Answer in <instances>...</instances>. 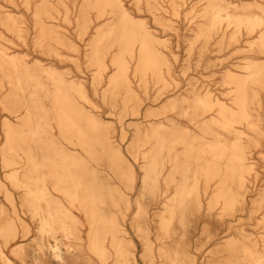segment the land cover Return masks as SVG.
Returning a JSON list of instances; mask_svg holds the SVG:
<instances>
[{
    "label": "bare ground",
    "instance_id": "obj_1",
    "mask_svg": "<svg viewBox=\"0 0 264 264\" xmlns=\"http://www.w3.org/2000/svg\"><path fill=\"white\" fill-rule=\"evenodd\" d=\"M146 17L160 24L164 35L153 33ZM182 18L194 38L182 54L194 57L195 71L213 74V57L225 51L230 58L235 50L249 55L243 72L222 68L227 87L219 92L214 84L198 86L190 79L183 88L175 84L179 46L165 38L175 31L171 19ZM72 25L77 43L66 34ZM30 48L56 62L68 59L70 49L86 59L93 68L90 90L65 79L54 63L27 60ZM109 68L113 75L105 77ZM91 94L114 109L120 105L117 137L92 111ZM168 97L173 100L165 103L170 112L163 117L165 110L155 107ZM0 106L18 116L25 109L29 116L28 123L15 126V136L5 121L1 156L6 168L16 167L9 179L25 190L23 204L37 217L40 249L54 264L84 259V249L90 253L86 261L136 264L126 226L138 233L143 227L130 219L132 203L110 183L116 179L133 187L137 179L117 145L127 129L134 138L125 151L142 170L144 189L157 195L161 177L168 188L177 186L160 217L167 238L174 235V222L186 226L202 194L211 191V209L221 204L231 213L248 180L254 184L262 174L251 155L264 142V0H0ZM152 116L161 118L144 120ZM126 117H132L130 123ZM93 164L104 165L107 176ZM167 165L171 170L164 175ZM110 205L116 213L108 215ZM218 221L225 224L223 217ZM261 222L264 227V217ZM73 223L83 227V237L75 235ZM58 231L79 241L62 243ZM225 235L215 246H225L231 264H264V241L258 247L247 236L227 241ZM160 253L164 264H198L178 248L163 247ZM0 259V264H14L2 247ZM49 259L45 263L53 264Z\"/></svg>",
    "mask_w": 264,
    "mask_h": 264
},
{
    "label": "rangeland",
    "instance_id": "obj_2",
    "mask_svg": "<svg viewBox=\"0 0 264 264\" xmlns=\"http://www.w3.org/2000/svg\"><path fill=\"white\" fill-rule=\"evenodd\" d=\"M63 14V13H62ZM146 17L145 22L148 23V27L151 28L153 33L157 36H162L163 28L160 24L150 20ZM172 25H174L175 31H169L167 38L174 40V45L179 46V49L175 48L176 58L180 59L178 64H174V78L175 84L180 85L181 88L186 84L187 79H190L191 82H194L196 85L200 86L204 84H214L212 86L213 90L219 92L221 89L226 88L227 86L223 85V73L225 70L222 68H234L238 72H243L240 68L248 61L246 58L249 55H244L241 52L234 51V54L230 58L227 55V51L220 54V56L213 57L212 63L216 65L209 71H213V74H210L208 71L197 72L194 70V67L191 65L194 64V57L189 58L188 54L183 53L188 49V45L194 40V38L189 37V32H187L188 26L185 20L182 18L181 21L176 19H171ZM72 25L68 31L67 35L70 36V41L72 43H77L75 37H72ZM164 35V34H163ZM74 47V44H73ZM233 47L229 50H232ZM65 53L64 49L62 50ZM25 53L28 55L26 58L29 61L39 60L42 65H47L51 63L54 68L57 69L58 73L62 74L65 79L69 81L79 82L85 85L88 90L89 81L91 79V74H93V68L89 67V63L86 59L78 57L75 52L70 49V54L73 58L69 56L68 59H64L61 62H56V58H51L47 55H42L38 49H25ZM231 56V55H230ZM227 61L222 62L221 60ZM56 59V60H54ZM175 62V60H173ZM56 62V63H55ZM220 62L223 64L218 65ZM177 64V65H176ZM112 71V72H111ZM202 73H204L202 75ZM113 75V69L109 68L106 72L105 77ZM104 86V83L101 87ZM104 88V87H103ZM215 92V93H217ZM92 99L96 107L91 108L92 111L104 120L111 124L112 130L115 131V136L117 137L120 129V121L118 114L122 110L120 105L118 108L114 109L107 103L102 102V99L94 97L92 94ZM24 100V98H23ZM172 98H165L164 102L155 107L157 112L163 110V117L167 116L170 112L169 108L165 109V106L168 101H172ZM145 111V106H142ZM163 113V112H162ZM17 114V113H16ZM11 111L0 106V248L3 250L10 258L14 261V264H23L22 259H26L25 264H46L45 260L48 259L52 261L50 254H46V250L40 249L42 242L41 235L38 231L39 222L37 217L33 215L31 210L23 204V197L25 190L19 189L14 186V184L9 179V175L16 168L13 166L5 167L3 163V157L1 156V151L5 141V128L4 123L8 121L12 126L13 130L11 134L14 136L18 134V128L15 126L18 125V122L25 121L28 123L29 116L25 109H22L21 112L16 115ZM18 116L20 119L15 118ZM161 117H147L144 120L152 121L159 120ZM132 117H126L125 121L128 123L131 122ZM3 122V123H2ZM130 129V130H129ZM126 131V139L117 138V145L125 154L128 162L132 166L133 170L136 172L137 179L133 187L124 186L116 179H110V183L114 184L118 189H120L125 198H127L132 205H130L129 215L130 219L137 224H142V230L139 233L137 232L136 227L126 226L127 229V238L134 245V252L136 253L137 259L136 264H164L163 258L161 257L160 248H178L182 251L192 254L196 258L198 264H231V258L229 252L225 246L216 247V244L220 243L222 236H227V241H234L237 239H243V236H247L250 239L246 240L248 243H251V240L258 242V247L263 246V237H264V227L261 222L264 217V156L261 154V151L264 152V142L260 147L252 149L251 157L254 158L257 168L260 169L262 174L257 179V181L251 184V180H248V185L245 191L241 192L240 199L242 200L236 207V209L231 213H225L222 211V205H218L213 209L210 208V199L212 196L211 191L207 195L202 194L200 198L201 204L199 207L194 208L191 213L188 215V222L185 227H181L178 222H174L172 229L174 235L172 238H167L160 230V220L161 216L165 215L164 206L166 200L174 195L177 186L173 185L169 188L165 186L164 177H161L159 180V189L157 195H151L146 189L141 185L140 176L142 175V170L138 169V164H134L130 154H128L125 149L131 143V140L134 138L132 135V128H129ZM246 133L249 131L247 129ZM198 133V131L196 132ZM264 134V130H263ZM99 171L103 173L102 176H105L108 171L105 170V166H96ZM164 175L170 173L169 165L165 168ZM101 173V174H102ZM105 174V175H104ZM107 176V175H106ZM158 197L163 203L157 201L154 202V198ZM250 203V206L246 208L243 203ZM114 211V208L110 205L107 208V213L110 215V212ZM223 217L225 219V224H219L218 219ZM119 220L120 217L118 218ZM75 224V235L84 236L83 227L77 223ZM136 224V225H137ZM225 230V232H224ZM224 232V233H223ZM62 243L70 244L75 240H68L64 236L62 231H58L57 235ZM245 240V239H244ZM12 247H11V246ZM17 247L14 249V246ZM252 245V244H251ZM64 246H61L62 253L64 251ZM13 250H16L17 255L13 254ZM86 254L90 253L84 249ZM83 252V253H84ZM84 255V259H80L77 262L72 264H104L101 261L90 262L86 261L87 255ZM2 260L0 259V263ZM3 263V262H2ZM113 260H109L107 264H112Z\"/></svg>",
    "mask_w": 264,
    "mask_h": 264
}]
</instances>
